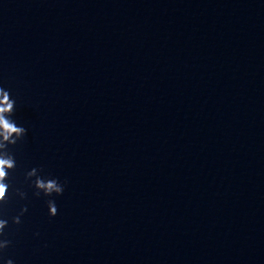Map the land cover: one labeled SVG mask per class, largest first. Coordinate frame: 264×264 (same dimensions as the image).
Segmentation results:
<instances>
[{
  "label": "water",
  "instance_id": "obj_1",
  "mask_svg": "<svg viewBox=\"0 0 264 264\" xmlns=\"http://www.w3.org/2000/svg\"><path fill=\"white\" fill-rule=\"evenodd\" d=\"M0 86L15 264H264V0H0Z\"/></svg>",
  "mask_w": 264,
  "mask_h": 264
},
{
  "label": "clouds",
  "instance_id": "obj_2",
  "mask_svg": "<svg viewBox=\"0 0 264 264\" xmlns=\"http://www.w3.org/2000/svg\"><path fill=\"white\" fill-rule=\"evenodd\" d=\"M16 103L11 91L0 86V264H15L13 259L5 255L12 245L7 233L11 228H20L22 218L28 211L25 206L20 209L18 215L9 217L6 209L12 200H28V193L14 187L10 175L17 167L13 149L22 143L28 134V130L23 125H18L15 119ZM24 182L33 199L44 201L49 219H54L58 213L56 200L63 196L68 181L45 172L43 168L33 167L25 173ZM33 235L34 238H39L40 232L37 231Z\"/></svg>",
  "mask_w": 264,
  "mask_h": 264
}]
</instances>
